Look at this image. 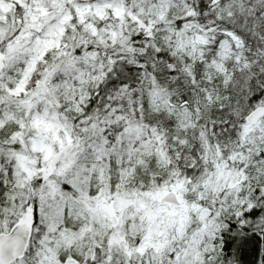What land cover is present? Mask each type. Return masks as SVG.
<instances>
[{
    "label": "trees",
    "instance_id": "obj_1",
    "mask_svg": "<svg viewBox=\"0 0 264 264\" xmlns=\"http://www.w3.org/2000/svg\"><path fill=\"white\" fill-rule=\"evenodd\" d=\"M177 1L147 0L145 7L150 10L163 2ZM227 7L233 11L231 17L221 16V11ZM187 10L176 19L175 27L181 24L182 29L200 44L192 58L184 60V66L172 54L169 45L153 43L145 27L135 20L117 23L112 21L111 15L108 17L106 23L111 22L116 30L122 28L121 50L116 46L101 45L97 36L90 35L84 26L73 22L74 29L65 44V57L47 59L40 68L46 81L57 85L70 83L73 72L82 76L86 81L81 90L85 99L79 115L60 99L59 102L55 99L60 106L52 99L47 105L56 108L59 115L69 116L71 135L75 139L73 148L77 146L76 139L83 132V119L87 117L96 118L89 119L90 126L106 128L102 136L108 135L111 139L107 147L112 144V139L123 135L124 129L139 130L138 140L133 135L127 138L129 134H126L119 147V151L127 149L132 153L128 160L127 155L124 156L121 164L127 166L131 174L129 183L136 188V193L149 194L153 185L163 187L175 180L188 187L201 184L195 192L199 194L198 198L191 197L190 203L204 209L206 219L213 224V237L205 235L202 242V246L211 251L203 254L201 264H264V128L261 134L253 136L252 141L243 138L245 127L254 128L258 124L249 125L247 115L256 107L264 106V0H188ZM21 34L20 26L7 33L2 42L10 43ZM224 41L232 42L233 55L224 63L222 74L207 82L205 69L216 60ZM79 59L83 62L76 63ZM186 65L190 66L189 71ZM70 66L73 69L65 72ZM149 82L153 84L148 85ZM150 87L156 93L164 94L170 106L185 109L187 114L189 111L190 124L179 127L171 114L154 113L147 99V88ZM48 95L45 94L47 99ZM0 97L7 99L4 93ZM3 103L2 108L17 110L12 103L7 102V106ZM16 114L18 124H10L0 132L7 140L25 128L20 125L21 110ZM73 116H76L75 120L71 118ZM262 121L264 117L259 124ZM178 129L183 130L179 132ZM84 140L92 145L91 152L95 144L96 148L101 147L92 135ZM154 146L167 160L164 169L158 166V155L144 154ZM0 163L1 224L8 221L2 210L13 206L3 195L11 192L9 174L12 165L3 155ZM116 163L115 157L109 160L110 175L120 168ZM222 170H230L224 175L227 182L223 181ZM240 180L241 184L238 183ZM114 181L111 178V182ZM230 183L236 184L237 190L230 189ZM176 192L182 194L181 190ZM145 202L149 204L148 198ZM127 222L125 233L139 241L144 228H141L138 216ZM11 224L13 221H9ZM73 224L74 228L79 225L73 222L66 226ZM130 225L133 227L129 230ZM108 233L104 229L100 236H95L87 230L86 236L77 237L67 248L60 243L57 248L59 258L55 261L58 264L80 262L77 246L90 241L91 247L87 249L94 255L90 253L87 257L95 258L92 264H143L145 254L134 256L133 243L125 242L127 247L118 242L109 245L111 234ZM36 236L31 239L24 259L14 264H47L46 247L44 244L36 247ZM94 241L96 245H93ZM137 243L134 246L137 247ZM180 243L168 244V248H164L168 254L163 253L158 257L160 262L154 264H178ZM148 253L151 258L157 254L150 249Z\"/></svg>",
    "mask_w": 264,
    "mask_h": 264
},
{
    "label": "rangeland",
    "instance_id": "obj_2",
    "mask_svg": "<svg viewBox=\"0 0 264 264\" xmlns=\"http://www.w3.org/2000/svg\"><path fill=\"white\" fill-rule=\"evenodd\" d=\"M146 3L147 0H0V57L5 63V69L0 73V94L4 93L7 98L0 97V132L10 124H18V110H21L20 125L25 127L10 140L0 134V158L6 156V162L12 165L9 174L11 192L3 195L10 199L13 206L2 210L3 217L8 221L0 224V233L8 232L12 227L9 221L16 222L24 211L22 205L32 201L37 212L32 238L37 235L36 247L41 244L46 247L47 264H58L55 260L59 258L57 248L60 243L67 248L77 237L86 236L87 230L91 235L95 233V236H100V232L106 229L111 234L109 245L118 242L127 247L125 242L133 243L134 256L145 254L143 264L160 262L158 257L163 253L168 254L164 248L177 241L181 242L180 255L176 260L178 264H201L203 254L211 251V248H204L202 242L205 235L213 237V224L206 219L204 209L190 203L191 197L198 198L199 194L195 192L199 191V182L188 187L182 181L175 180L163 187L153 185L149 194L136 193V188L133 189L134 186L129 183L131 174L127 166L121 164V159L127 155L128 160V155L132 153H128L127 149L119 151V147L125 141L126 134H129L127 138L133 135L138 140L139 130L124 129L123 135L112 139V144L107 147L111 139L108 135L102 136L106 128L90 126L89 119L96 118L87 117L83 119V132L79 133L77 146L73 148L75 139L71 135L69 116H61L56 108L47 105L50 99L56 104L60 99L79 115L80 105L85 99L81 90L86 86V81L82 76L73 72L70 83L57 85L52 81L47 82L40 68L47 59L65 57V44L74 29L73 22L84 26L90 35L97 36L101 45L116 46L121 50L122 28L116 30L111 22L106 23L108 17L111 15L112 21L117 23L135 20L145 27L153 43L169 45L182 66L186 58H192L200 42L182 29L181 24L175 27L176 19L188 11V0L163 2L150 10L145 7ZM232 13L231 7H227L220 15L231 17ZM20 26L21 35L10 43L2 42L7 33L14 32ZM231 44V41H224L216 60L206 67L204 77L207 82H211L213 76L222 74L224 63L233 55ZM82 62L79 59L76 63ZM76 63H73V67ZM73 67L64 71H70ZM185 68L190 70L189 65ZM151 88H147V99L154 113L171 114L179 127L190 124L189 111L187 114L185 109L170 106L164 94H158ZM46 93L50 94L48 99ZM2 102L5 106L7 102L12 103L17 110L2 108ZM71 118L75 120L76 116ZM263 128L264 121L254 128L247 126L243 138L252 141L253 136L261 134ZM182 130L178 129L179 132ZM90 135L102 148H96L95 144L91 152L92 145L84 140ZM148 152L144 154L159 156L157 163L160 168L166 167L167 160L157 146ZM112 157L117 158L120 165L114 175H110L109 160ZM229 171L221 172L224 182L228 181L224 175ZM111 178L116 181L111 182ZM235 185L230 183L229 188L234 189L237 187ZM170 189L182 191V194H178L182 202L180 206L160 203ZM147 198L149 204L145 202ZM135 216H138L141 228H144L139 241L125 233L129 225L127 221ZM73 222L79 223L77 228H74V224L66 226ZM79 226L82 228L79 229ZM132 227L130 225L129 230ZM87 242L77 246L78 256L82 260H68L67 264L94 262L95 258L87 257L92 252L89 251L91 242ZM135 242H138L137 247L134 246ZM149 249L157 252L152 258Z\"/></svg>",
    "mask_w": 264,
    "mask_h": 264
},
{
    "label": "water",
    "instance_id": "obj_3",
    "mask_svg": "<svg viewBox=\"0 0 264 264\" xmlns=\"http://www.w3.org/2000/svg\"><path fill=\"white\" fill-rule=\"evenodd\" d=\"M4 62L0 58V73L4 70ZM264 117V107H257L246 117L248 124H256ZM160 203L179 206L180 201L173 191L166 193ZM36 223V207L30 202L24 207V212L17 223L7 233H0V264H12L26 255Z\"/></svg>",
    "mask_w": 264,
    "mask_h": 264
},
{
    "label": "bare ground",
    "instance_id": "obj_4",
    "mask_svg": "<svg viewBox=\"0 0 264 264\" xmlns=\"http://www.w3.org/2000/svg\"><path fill=\"white\" fill-rule=\"evenodd\" d=\"M173 192H176V191H173ZM174 206V205H173ZM176 207V206H175Z\"/></svg>",
    "mask_w": 264,
    "mask_h": 264
}]
</instances>
